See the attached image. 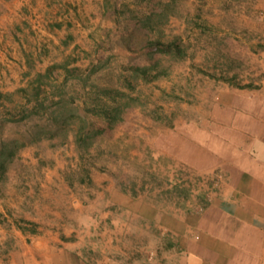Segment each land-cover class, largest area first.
<instances>
[{"label":"rangeland","instance_id":"374dc122","mask_svg":"<svg viewBox=\"0 0 264 264\" xmlns=\"http://www.w3.org/2000/svg\"><path fill=\"white\" fill-rule=\"evenodd\" d=\"M258 1L106 0L81 8L97 16L95 28L86 30L97 68L64 79L56 67L38 96L28 87V96L18 92L0 104V198L9 190L7 172L21 169L18 147L41 141L66 148V176L81 195L98 171L119 191L161 210L202 204L204 183L159 154L155 143L208 109L222 82L242 85L264 76V38L248 30L264 24ZM81 32L82 40L89 35ZM175 40L180 55L147 51L150 43ZM122 212H114L115 229L107 224L105 230L99 219L87 222L85 247L101 255L89 257L93 264L150 261L167 247L153 223ZM6 254L0 246L4 263Z\"/></svg>","mask_w":264,"mask_h":264},{"label":"crops","instance_id":"0c3cea01","mask_svg":"<svg viewBox=\"0 0 264 264\" xmlns=\"http://www.w3.org/2000/svg\"><path fill=\"white\" fill-rule=\"evenodd\" d=\"M104 3L0 0V104L18 92L28 96V87L42 90L56 67L64 79L97 68L86 31L97 16L82 9ZM257 6L264 23V0ZM81 30L89 34L83 40ZM248 30L264 38V24ZM210 103L155 143L159 154L204 183L205 201L190 209L161 210L134 200L98 171L90 173L88 195H81L66 176V148L22 143L21 169L7 172L9 190L0 198V246L8 256L4 263L1 255L0 264H93L89 257L101 255L85 247L87 222L99 219L105 230L107 224L115 229L119 208L153 223L167 247L150 261L104 264H264V76L242 85L222 82Z\"/></svg>","mask_w":264,"mask_h":264},{"label":"trees","instance_id":"16d2710c","mask_svg":"<svg viewBox=\"0 0 264 264\" xmlns=\"http://www.w3.org/2000/svg\"><path fill=\"white\" fill-rule=\"evenodd\" d=\"M147 51H148V53L160 52V53L174 54V55H180L183 53L179 42L176 40L168 42V43H164L161 41L150 43V45L147 47ZM40 92H41L40 89L36 91L37 94H39ZM105 114H106L108 119H110V120L113 119V116L110 112H105ZM97 130H98L97 132H100L104 129L99 128Z\"/></svg>","mask_w":264,"mask_h":264}]
</instances>
